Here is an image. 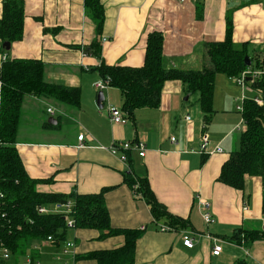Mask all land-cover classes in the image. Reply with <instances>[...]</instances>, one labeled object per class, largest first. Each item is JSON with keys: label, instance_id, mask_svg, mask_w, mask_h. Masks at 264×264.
<instances>
[{"label": "crops", "instance_id": "1", "mask_svg": "<svg viewBox=\"0 0 264 264\" xmlns=\"http://www.w3.org/2000/svg\"><path fill=\"white\" fill-rule=\"evenodd\" d=\"M21 1L22 38L11 42L6 51H2L0 41V65L5 59H39L45 81L80 88L78 106L32 95L22 100L15 147L29 177L41 180L36 191L68 196L97 193L108 187L104 200L110 225L143 230L136 243L134 264L264 263V240L244 244L247 253L234 240L237 230H261V179L246 176L242 190L217 180L244 130L240 129L244 124L236 106H242L241 96L254 93L252 88L239 86L233 78L218 73L213 112L206 122L198 97L187 92L180 80H168L157 106L137 108L127 123L115 124L108 106L122 108L121 91L114 86L105 88V99L99 107L95 83L102 77L93 69L102 61L107 65L141 66L147 34L153 31L163 36L166 67L200 69L208 63L204 43L224 38L228 15L233 43H245L248 57L253 58L249 69L262 72L264 0H101L105 18L100 57L88 49L95 37V24L85 14L84 0ZM47 107L53 108V114ZM45 115L55 123H44ZM79 133L85 134L82 146L77 140ZM203 134L209 138V150L219 146L222 152L200 153ZM132 139L142 140L146 148L142 157L130 152L133 177H146L167 211L187 220L185 228L161 231L159 226L167 224L165 220L153 218L146 201L125 182V164L105 149L112 141ZM202 200L210 204V223L202 218ZM183 231L192 233L191 248L182 244ZM99 235L93 228L68 227L63 242L35 241L26 253L10 254L2 264H96L93 259L77 256L124 243L122 235ZM65 242L74 246L64 251ZM215 243L222 247L219 255L211 253Z\"/></svg>", "mask_w": 264, "mask_h": 264}, {"label": "trees", "instance_id": "2", "mask_svg": "<svg viewBox=\"0 0 264 264\" xmlns=\"http://www.w3.org/2000/svg\"><path fill=\"white\" fill-rule=\"evenodd\" d=\"M85 14L95 24V37L89 46L91 53L100 57V36L104 24V7L101 0H84ZM24 9L21 0H3L0 17V41L20 40L23 34ZM231 17H226L225 36L220 41L204 43L208 58L200 69L181 70L166 67L163 55V36L153 31L147 34L144 61L141 66L107 65L103 61L93 69L102 78L108 79V86L117 87L122 94V109L129 117L141 107H155L159 104L163 84L168 80H180L189 93L198 94V102L204 121L208 122L213 112L212 99L215 76L220 73L229 78L240 76L250 66L244 63L248 55L246 44L235 45L231 37ZM2 51H6L2 47ZM252 61L253 58L249 57ZM262 65V64H261ZM257 64L258 68L262 66ZM43 62L39 59H5L0 65V247L8 249L9 255L26 253L35 241H46L50 236L57 243L66 239L68 226L59 213L38 214L35 207L40 204L72 199L74 227L93 228L99 237L122 235L124 243L114 249L96 250L78 258L93 259L96 264H134L137 240L143 230L113 228L105 205L104 193L108 187L97 193L63 194L41 193L36 184L41 181L29 177L18 155L16 135L21 113L22 100L26 95L53 98L62 103L78 106L80 88L51 83L44 80ZM259 75L249 74L245 84L254 93L245 96L240 110L244 130L240 133L238 147L229 152L221 166L217 180L236 189H243L246 176H258L264 187V68ZM255 98L262 100L256 103ZM125 182L149 206L154 219H164L173 230L185 228L187 220L169 213L160 203L149 186L148 179L132 178L126 175ZM264 214V189L262 197ZM4 214V216H2ZM237 244H249L264 240L262 230H237L234 236ZM34 249V248H33ZM30 251L33 262L34 252ZM5 258L0 259V264Z\"/></svg>", "mask_w": 264, "mask_h": 264}, {"label": "built area", "instance_id": "3", "mask_svg": "<svg viewBox=\"0 0 264 264\" xmlns=\"http://www.w3.org/2000/svg\"><path fill=\"white\" fill-rule=\"evenodd\" d=\"M183 1V0H181ZM104 40V39H102ZM263 71V70H262ZM261 73L260 70H252V69H248L246 71H243L240 76L238 77H234L233 81L239 85V86H243L245 84V78L247 76H249V74H252L253 76H257ZM0 86H1V82H0ZM95 87L97 88L98 91H103L105 88L108 87V79L106 78H102L99 81H97L95 83ZM245 97L241 96V100L243 101ZM256 101V103L258 104H262V100L259 98H255L254 99ZM237 110H241L242 106L239 104L236 106ZM47 111L50 114H53V108L52 107H47ZM108 112L110 115V119L113 123L115 124H125L129 121V116L128 113L123 110L122 108L118 107V106H114V105H109L108 106ZM185 119H189V116L187 115L185 117ZM85 139V134L84 133H79L77 135V140L79 141V146H82V141ZM170 140L172 142H174L176 139L174 136L170 137ZM1 144V141H0ZM208 145H209V138L206 134H203L200 138V144H199V152L203 153V154H207V153H213V152H217L220 153L222 152L221 147L219 146H215L214 149L209 150L208 149ZM110 154L112 155H116L120 161L125 164V170L124 173L126 175H130L133 177L132 175V170L130 168L129 165V156H130V152H136L139 156H144L145 155V144L142 140L140 139H132L129 141H112L106 148H105ZM137 178H134V180H136ZM138 186V183L135 182L133 185V190L136 189ZM135 195H141L140 193L134 192ZM0 198H2V194L0 193ZM73 205L74 202L72 199H66L64 201H56L51 203L49 206L47 205H37L35 207V210L38 214H48V213H59L62 214L64 216L66 225L68 227H74V220L72 218V212H73ZM201 210H202V218L204 220L205 223H210L213 221V217L210 213V204L205 201L202 200L201 201ZM2 216H4V214H2ZM161 231H171L173 230L170 226H168L167 224H161L159 226ZM261 230L264 231V216L262 218L261 221ZM52 238L50 236L47 237V240H51ZM181 241L182 244L186 247L191 248L193 246V236L192 233L189 231H183L181 233ZM240 247L243 251H245V253L248 252L247 248L244 246V242L242 241L240 244ZM74 246L73 242H65V249L64 251H66L68 248H71ZM0 250L2 252V256L3 258H7L9 256V251L6 247L1 246ZM222 247L219 243H215L212 247L211 253L213 255H219V253L221 252ZM260 264H264V263H260Z\"/></svg>", "mask_w": 264, "mask_h": 264}, {"label": "water", "instance_id": "4", "mask_svg": "<svg viewBox=\"0 0 264 264\" xmlns=\"http://www.w3.org/2000/svg\"><path fill=\"white\" fill-rule=\"evenodd\" d=\"M2 46L8 50L10 48V43L8 41H4ZM244 63L247 65V66H250L251 65V60L250 58L248 57V55H245L244 56ZM247 80L249 79V77L246 78ZM187 98V97H185ZM105 99V96H104V92L103 91H98L97 92V97H96V102H97V105L99 107H102V102L103 100ZM48 122H52V123H55V120H53V118H48Z\"/></svg>", "mask_w": 264, "mask_h": 264}, {"label": "rangeland", "instance_id": "5", "mask_svg": "<svg viewBox=\"0 0 264 264\" xmlns=\"http://www.w3.org/2000/svg\"><path fill=\"white\" fill-rule=\"evenodd\" d=\"M192 95L198 97V94H197V93H193ZM194 105H195V104H194ZM48 118H49L48 115L43 116V121H44V123L48 124V123H47V122H48ZM243 127H244V126H240V129L242 130Z\"/></svg>", "mask_w": 264, "mask_h": 264}]
</instances>
